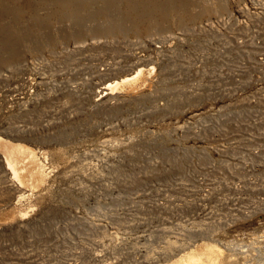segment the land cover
Masks as SVG:
<instances>
[{"label": "rangeland", "instance_id": "1", "mask_svg": "<svg viewBox=\"0 0 264 264\" xmlns=\"http://www.w3.org/2000/svg\"><path fill=\"white\" fill-rule=\"evenodd\" d=\"M0 27V264H264V0H0Z\"/></svg>", "mask_w": 264, "mask_h": 264}, {"label": "bare ground", "instance_id": "2", "mask_svg": "<svg viewBox=\"0 0 264 264\" xmlns=\"http://www.w3.org/2000/svg\"><path fill=\"white\" fill-rule=\"evenodd\" d=\"M74 3H84L87 0H72ZM71 7L70 14L67 17H72V8H76V6H73V4H67ZM109 10H106L104 12L105 15H109ZM4 11H12L9 7H4ZM77 14V13H76ZM118 24V22L116 23ZM111 25V22L108 23V26ZM1 28V27H0ZM9 36V35H7ZM4 46L3 45H0ZM138 68L136 73L132 76H126L122 77L119 81H109L102 85L101 89L98 90V99L108 95L112 94L115 90L117 91L118 88L122 89V92L125 94H129L132 92V89L135 88L138 84L139 77L141 76L140 74L143 72V67H138V65H134L132 68ZM131 68V69H132ZM144 74V73H143ZM112 80V78H111ZM144 80V79H143ZM140 83V82H139ZM106 90H109L106 92ZM118 92V91H117ZM100 95V96H99ZM7 168H9L10 164L7 161ZM205 245V244H204ZM207 245V244H206ZM206 248V246H205ZM201 253V254H200ZM221 251L213 244L211 246H208V248L205 249L204 252H196L194 250H189L188 252H185L181 254L178 258L173 260L172 263L169 264H216L217 261L220 259Z\"/></svg>", "mask_w": 264, "mask_h": 264}]
</instances>
